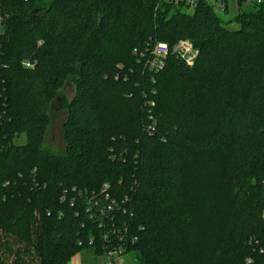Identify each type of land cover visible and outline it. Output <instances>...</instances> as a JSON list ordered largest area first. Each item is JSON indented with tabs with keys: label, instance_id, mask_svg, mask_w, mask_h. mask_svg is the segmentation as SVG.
I'll return each instance as SVG.
<instances>
[{
	"label": "trees",
	"instance_id": "1",
	"mask_svg": "<svg viewBox=\"0 0 264 264\" xmlns=\"http://www.w3.org/2000/svg\"><path fill=\"white\" fill-rule=\"evenodd\" d=\"M183 7L0 0V264H68L127 227L138 264H264V1L236 30L205 0ZM179 40L200 49L194 66L170 55L145 69L141 53ZM69 78L66 151L53 155L45 110ZM188 151L226 159L245 192L232 221L189 206Z\"/></svg>",
	"mask_w": 264,
	"mask_h": 264
},
{
	"label": "rangeland",
	"instance_id": "2",
	"mask_svg": "<svg viewBox=\"0 0 264 264\" xmlns=\"http://www.w3.org/2000/svg\"><path fill=\"white\" fill-rule=\"evenodd\" d=\"M168 1V0H166ZM226 11L219 10L215 6L216 15L226 22L230 30H236L238 24L232 22L239 12L254 10L253 2L249 5L239 0H225ZM214 3V1H212ZM175 11L176 7H173ZM183 11L192 14L193 9L183 7ZM194 44V42H192ZM195 45V44H194ZM196 46V45H195ZM197 47V46H196ZM198 48V47H197ZM66 86L58 91L54 99L51 100L46 107L45 112L48 116V128L44 137L43 150L53 155H65L66 143L63 139L64 123L67 120L68 112L61 107L62 98L66 101L73 100L76 94V84L73 78L67 79ZM17 144H25L24 137L15 141ZM185 192L189 206L196 207V209L205 210V214L210 219L219 222L225 219L232 221L233 206L236 208L243 198L245 192L238 190L235 179L228 175L223 168H226L227 161L225 158L218 156L215 153L188 151L185 157ZM236 195V196H235ZM206 221V219L202 220ZM213 221V222H214ZM214 224H216L214 222ZM91 250V248H88ZM86 249V250H88ZM83 252H86L83 250ZM123 259V264H138L137 254L134 251L126 255L119 256L117 259ZM36 262L38 257L36 256Z\"/></svg>",
	"mask_w": 264,
	"mask_h": 264
},
{
	"label": "built area",
	"instance_id": "3",
	"mask_svg": "<svg viewBox=\"0 0 264 264\" xmlns=\"http://www.w3.org/2000/svg\"><path fill=\"white\" fill-rule=\"evenodd\" d=\"M172 3L178 7V5L182 4L184 7L188 9H196L198 8V4L201 2V0H171ZM210 4L211 6L218 7L219 10L226 11L228 6H226L225 0H205ZM214 1V3H212ZM244 1L246 5H249V3L253 2V4L256 5H262L264 0H242ZM215 5V6H214ZM6 15L1 14L0 12V27L4 26V20ZM200 49H198L190 40H179L178 43H176L174 46H170L168 43L163 42H157L155 43L150 49H146L145 53H141V57L143 58L142 61L144 63L145 69H148L149 71L154 72H161L164 69H166V63L170 55H175L179 60L181 59L184 61L185 64L189 65L190 67L194 66V61L196 60L197 56L199 55ZM25 65L27 67H32L30 62H26ZM152 106L154 105V102L150 103ZM147 130L150 132L153 130L151 126L147 127ZM108 189V185L104 186V190L106 191ZM108 211H112L111 206H108ZM89 210V209H88ZM90 211V210H89ZM126 213V212H124ZM99 215H102L104 217L107 216L106 210L101 208L99 211ZM106 227V224L102 221L101 227ZM110 232V233H108ZM126 233H128V227L122 231V228H109V230L106 231L104 238L106 240H109L108 243H105L101 255L106 256V260L103 261L100 264H123V259H117L119 256H124L128 254V251L126 249ZM110 238V239H109ZM131 239V238H130ZM135 241V238H132V242ZM94 241L91 240L89 244H93ZM260 252H263V249L260 250ZM248 263H252L253 260L250 258L247 259Z\"/></svg>",
	"mask_w": 264,
	"mask_h": 264
},
{
	"label": "crops",
	"instance_id": "4",
	"mask_svg": "<svg viewBox=\"0 0 264 264\" xmlns=\"http://www.w3.org/2000/svg\"><path fill=\"white\" fill-rule=\"evenodd\" d=\"M85 250L86 252H83ZM69 261L68 264H100L106 260V256L99 254L93 248L83 249Z\"/></svg>",
	"mask_w": 264,
	"mask_h": 264
}]
</instances>
